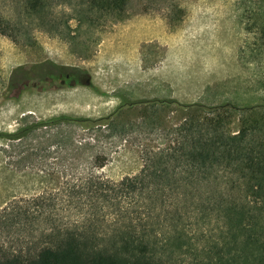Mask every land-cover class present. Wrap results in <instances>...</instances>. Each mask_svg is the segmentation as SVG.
<instances>
[{"label":"rangeland","instance_id":"1","mask_svg":"<svg viewBox=\"0 0 264 264\" xmlns=\"http://www.w3.org/2000/svg\"><path fill=\"white\" fill-rule=\"evenodd\" d=\"M23 2L0 0V15L25 27L18 43L0 33V133L61 115L96 120L123 108L108 127L57 123L31 133L24 146L0 137V202L42 192L36 183L72 162L79 177L88 169L114 182L138 174L144 152L167 147V131L184 121L164 101L243 107L264 99V52L252 54L255 35L247 30L255 18L264 20L255 14L263 11L259 1L130 0L127 13L114 18L51 0L35 19ZM72 36L77 45L69 44ZM60 76L83 82L64 85ZM55 137L77 146L40 152L53 151Z\"/></svg>","mask_w":264,"mask_h":264},{"label":"trees","instance_id":"2","mask_svg":"<svg viewBox=\"0 0 264 264\" xmlns=\"http://www.w3.org/2000/svg\"><path fill=\"white\" fill-rule=\"evenodd\" d=\"M50 1L24 0L23 11L42 18ZM73 1L82 14L117 18L130 0ZM250 1L260 2L255 14L264 17V0ZM23 28L0 15V33L14 42ZM247 30L255 35L252 54H262L264 20ZM67 40L77 45L78 36ZM163 103L176 105L184 121L167 131V147L144 152L138 174L114 182L88 169L79 177L72 162L56 168L53 180L40 179L42 192L0 202V264H264V99L243 107ZM122 108L96 120L61 115L0 137L21 146L57 123L108 127ZM66 143L77 146L55 137L53 151L39 150L60 154Z\"/></svg>","mask_w":264,"mask_h":264},{"label":"flooded vegetation","instance_id":"3","mask_svg":"<svg viewBox=\"0 0 264 264\" xmlns=\"http://www.w3.org/2000/svg\"><path fill=\"white\" fill-rule=\"evenodd\" d=\"M60 80H62V83L64 84V85H73V84H75V85H79V84H82V82H83V80L82 79H69L68 81H66L65 82V80L63 79V77L62 76H60ZM38 82H39V80H38ZM40 83V82H39ZM42 83V82H41ZM40 83V84H41Z\"/></svg>","mask_w":264,"mask_h":264},{"label":"bare ground","instance_id":"4","mask_svg":"<svg viewBox=\"0 0 264 264\" xmlns=\"http://www.w3.org/2000/svg\"><path fill=\"white\" fill-rule=\"evenodd\" d=\"M79 100V99H78Z\"/></svg>","mask_w":264,"mask_h":264}]
</instances>
